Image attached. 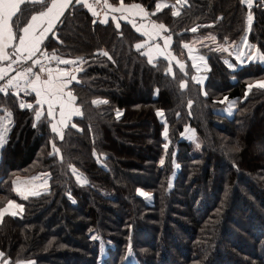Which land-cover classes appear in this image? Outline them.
Masks as SVG:
<instances>
[{"label": "trees", "instance_id": "1", "mask_svg": "<svg viewBox=\"0 0 264 264\" xmlns=\"http://www.w3.org/2000/svg\"><path fill=\"white\" fill-rule=\"evenodd\" d=\"M104 1L141 5L148 20L167 28L175 59L158 57L150 64L136 48L143 36L132 23L117 15L100 23L82 4L71 6L45 44L66 60H86L70 86L83 115L71 121L64 139L51 132L46 117L36 121L35 105L22 109L18 96L0 93V114L12 113L0 148V209L9 200L23 205L21 215L5 213L0 222L1 259L125 264L131 249L135 263L128 264H264V89L248 90L264 79V63L246 55L236 59L239 49L252 51L241 42L249 12L248 42L264 53V5L168 0L173 3L156 11L159 0ZM39 9L25 5L17 17L24 20ZM208 33L230 44L231 53L200 48L210 69L205 71L202 61L193 67L183 45ZM100 50L111 59L99 56ZM198 69L203 85L193 79ZM225 97L237 99L230 116L220 112ZM94 99L108 103L94 106ZM186 124L200 137L199 155L180 137ZM50 140L59 155H49ZM70 165L85 174L87 184L75 182ZM37 172L49 173L48 191L19 198L12 179ZM138 189L149 192L151 202ZM100 240L112 243L101 261Z\"/></svg>", "mask_w": 264, "mask_h": 264}, {"label": "snow or ice", "instance_id": "2", "mask_svg": "<svg viewBox=\"0 0 264 264\" xmlns=\"http://www.w3.org/2000/svg\"><path fill=\"white\" fill-rule=\"evenodd\" d=\"M23 2V0H0V53H3V48L8 46V42L11 41L14 38L13 35V29L11 27L10 22L13 20V17L16 15L20 4ZM178 3L184 2V0H177ZM73 3V0H51V4L46 8V11L41 12L39 15H33L31 17V23H29L26 27L23 28V35L19 36V46L16 48L17 52H27L28 59H31L39 50L41 47V44L43 43L46 34L47 33H54V29L57 25V22L61 20V17L64 15L65 10L69 8V6ZM75 3L80 4L83 3L85 7H87L90 11H92L93 15H96V12L94 11L93 5L88 4L86 0H75ZM241 3H246L249 8L252 7V0H241ZM260 3L264 5V0H260ZM108 7H111V5H107ZM162 7H168L167 4H160L157 3L156 8L157 11H160ZM133 9L139 10V14H142L143 16H148L149 14L144 10L143 7L139 4H133L129 7H125L123 3H121V6L119 8H112V11H131ZM155 13H153L154 15ZM180 13L178 11H174L173 15H179ZM124 19L125 17H121ZM96 21H93L95 23ZM46 23V27L43 28L42 31H40L39 36H36V31L40 28L42 24ZM100 23H107V20H101ZM247 27L245 29V35L241 38V42L247 46L249 49H252L249 53L239 52L236 59L239 62L240 57L247 56L248 61H259L261 63H264V53H261V51L256 48L255 45H252L248 42V35L247 33L251 31L252 25H253V16L251 12L247 15ZM117 27L119 28V24H117ZM152 28L155 30V34L159 35V30L167 31L164 24H152ZM137 31H140L139 28H137ZM192 32H196L197 28H192ZM145 35H148L149 33L145 32ZM213 41H215V37H210ZM171 41V36L166 37V43L165 46H168V43ZM185 47H188V45H184ZM137 49H140L143 47L142 44L136 45ZM217 51H228L229 49L227 47H224L223 45L218 46ZM160 55H164L163 52L159 53ZM47 55V54H45ZM99 56H105L108 57V59H111L107 51L100 50L98 52ZM51 59L58 61L60 64H76L77 60H66L61 59L60 57L56 55H52ZM173 59H175L173 57ZM194 60H199L204 62L203 70L210 71V69L207 67V63L205 61V58L203 56L195 57ZM78 61L80 63H86L83 57L78 58ZM34 64H38L39 61H33ZM149 63H153V59L151 55L149 54ZM179 64V62H177ZM226 64L231 68L233 67L232 64H229L228 61H225ZM180 70H184V66L182 64H179ZM193 67H196L194 64ZM83 68H78L77 71H83ZM199 70V69H198ZM41 71H45L43 68H41ZM169 73H171V68L167 70ZM4 70L0 69V73H3ZM58 74H53V71L51 69L48 70V78L47 80L41 81V78L39 75H36L34 80H28V75L32 73V68L29 67L27 69V73H18L16 77H13L12 79H9L7 82V85L4 87H0V92H3L5 94H9V90L12 88H16L20 91H24L25 88L21 85L20 81H24L27 87L36 94L37 100L36 103L39 105L47 104L48 110L47 115L48 117L55 118V111L57 107L59 108V114L60 119L55 122L50 121V129L51 132L55 134L56 137H59L61 140L64 139L66 132L65 129L69 127L71 118L73 116H82L83 113L81 111V108L76 106V96L73 95L71 91H65L68 88V85L71 84L73 81H77V76L66 71V70H57ZM3 77L0 76V79ZM193 79L199 83L203 84L205 77L203 76H196L193 77ZM78 82V81H77ZM186 83L181 82L180 88L184 89L186 88ZM260 88L264 89V81H257L253 84L248 85V90L251 91L252 88ZM27 94V93H26ZM206 95V93H204ZM248 95V92L245 93V96ZM66 97V98H65ZM228 98L225 97L224 101H220L221 103H224L227 101ZM107 100H99L94 99L92 101V104L94 106H99L100 104H107ZM192 101H189V107H191ZM20 107L23 108H33V105L31 104H25L24 102L20 103ZM231 107V104H230ZM5 115L3 117H0V128H2V132H0V147H3L4 143H6V137L7 132L10 130L7 124L4 123V121H7L8 124L11 123L10 117L12 116V113L4 110ZM121 113L117 112V118ZM158 116H163V113L158 111ZM43 116V113L41 111L35 112V119L36 121H40ZM37 124H33V128H36ZM72 128H75V124H71ZM186 131L191 132L190 129H186ZM52 144V152L49 153L50 156H56L59 155L61 150L57 147L54 140L49 141ZM167 149V145L164 146ZM161 164L164 163V159L162 158L160 161ZM70 170L73 172V174L76 176L77 180L81 184H87V179L80 174L75 167L69 166ZM45 177H47L49 174L44 173ZM32 180L39 179V177H32ZM19 178L12 181L13 184V191L16 192L18 196H20L21 199L27 200L29 196H38L40 195L39 191L35 190H21L20 187H18ZM47 185V179L44 180L43 184L41 185L42 188L46 187ZM140 195L148 197V193L141 192L139 189L137 190ZM8 205L11 207H14L16 209L20 210V213L23 212V205L15 203L13 200L8 201ZM7 211V208L0 209V222H2L3 216L5 212ZM19 213L13 211L11 212V215L16 216ZM130 250V249H129ZM3 254L0 253V256ZM4 264H7V261L4 262Z\"/></svg>", "mask_w": 264, "mask_h": 264}, {"label": "crops", "instance_id": "3", "mask_svg": "<svg viewBox=\"0 0 264 264\" xmlns=\"http://www.w3.org/2000/svg\"><path fill=\"white\" fill-rule=\"evenodd\" d=\"M93 0H86V2L88 4L93 5L94 11L96 12V15H93L92 11H90L87 7L84 6L83 3L82 6L87 9L93 16H95L96 18H98L100 21L101 20H110V19H115L116 16H120V17H125L123 20H127L130 23L133 24L134 28L137 31V28L140 29V31H137L140 35L143 36V40L138 42L137 44H142L143 47H141L139 50L142 51V53L149 59V54L151 55L153 61L156 60L158 57H163V58H168V59H173V55H172V51H171V41L168 43V46H165L166 43V37H168L167 35V31L164 30H159V35L155 34V30L152 28V24H160L158 22L155 21H150L147 19V16H143L142 14H139V10L137 9H133L131 11H112V8H119L121 6L120 4H110L104 0H94V2H92ZM255 0H252V4L254 3ZM157 3L160 4H167L170 5L173 2L172 1H168V0H159L157 1ZM156 3V5H157ZM51 4V0H23V2L20 4V7L16 13V15L13 17V20L10 22L11 27L13 29V35L14 38L8 42V46L3 48V53H0V69H3L4 72L0 73V75L2 74H8L10 72V62L14 59H18L19 57H21L23 54H28L27 52H17L16 48L19 46V36L23 35V28L26 27L29 23H31V17L33 15H39L41 12L46 11V8ZM77 4L75 3V0H73V3L69 6L68 9L65 10L64 15L61 17V20L63 19V17L65 16V14L69 11V9L71 8L72 5ZM135 3L132 4H123L126 8L133 5ZM246 4V3H244ZM25 5H29V6H33V5H38V7L40 8L37 11L31 12L29 13V15L24 19V20H20V17H17V15L20 14V9H22V7H24ZM107 5H111V7H108ZM247 5V4H246ZM248 6V5H247ZM142 7V6H141ZM249 7V6H248ZM28 8V7H27ZM164 7H162L161 9H163ZM157 11V8L155 9ZM99 11V12H98ZM146 11V10H145ZM147 12V11H146ZM61 20L59 22H57V25L54 29V33H47L46 37L43 41V43L41 44V47H44V45L46 44V42L48 41V39L53 36L55 34L56 28L59 25V23L61 22ZM46 23L42 24L40 26V28L36 31L35 35L39 36L40 31L43 30L44 27H46ZM246 27H247V23H246ZM167 29V28H166ZM147 32L149 33L148 35H145L144 33ZM215 37V41H216V36L212 33H208L206 35H193L190 39V41L188 43H185L184 45H188V47H184V49L186 50L187 56L192 59V65H196L198 64L199 60H194L193 58L195 57H199L201 56L198 51L200 48H204L208 42H210V37ZM136 44V45H137ZM223 45L224 47H227L229 49L230 44H225V42H219L218 46ZM2 46V45H0ZM137 48V47H136ZM163 52L164 55H160L159 53ZM231 53V48L226 51ZM239 52H246V50L244 49H239L237 51V53ZM61 68H53L51 69L53 71V74H58L57 70H60ZM48 70L45 71H40L39 70H35L34 72V77H32L31 80H34L36 75H39L41 78V81L47 80L48 78ZM201 69H199L195 75L196 76H203L202 71H200ZM73 74V73H72ZM17 74H14L12 77H16ZM205 82V79H204ZM203 82V83H204ZM72 84V83H71ZM71 84L68 85V88L65 90L67 91H71L70 90V86ZM203 85V84H201ZM26 91L28 92V97L30 98V101H23V99L20 98V102H19V106L21 102H24L25 104H31V105H35L36 106V111H41L43 113L42 117H46L51 122H55L58 121L60 119V114H59V108L57 107L56 111H55V118L53 119L52 117H48L47 115V110H48V105L47 104H43V105H39L36 103L37 97L36 94L34 92H32L27 85L25 86ZM27 97V98H28ZM66 98V97H65ZM229 101V100H228ZM227 101V102H228ZM226 102V103H227ZM76 106H78L76 104ZM79 107V106H78ZM21 108V107H20ZM5 115V111L0 114V117H3ZM79 116H73L71 118V121L75 118H78ZM11 118V117H10ZM70 121V123H71ZM5 124H7V126L9 127V124L7 123V121H4ZM2 128H0V132H2ZM8 133V132H7ZM7 139V137H6ZM1 148V147H0ZM38 173V172H37ZM48 173V172H47ZM35 174V173H34ZM49 174V173H48ZM17 176H15L13 180H16ZM42 178L45 179V176H42ZM48 178V177H47ZM20 181V179H19ZM12 188H13V184H12ZM49 189V188H48ZM16 193V192H15ZM32 197V196H30ZM6 208V205L4 206V209ZM5 213L7 214H11V211L7 210ZM1 253V252H0ZM2 256H0V264H4L5 260L3 261L1 259Z\"/></svg>", "mask_w": 264, "mask_h": 264}, {"label": "rangeland", "instance_id": "4", "mask_svg": "<svg viewBox=\"0 0 264 264\" xmlns=\"http://www.w3.org/2000/svg\"><path fill=\"white\" fill-rule=\"evenodd\" d=\"M175 2L178 5H181V4H184L185 3V1L182 2V3H178L177 0H175ZM246 21H247V16H246ZM218 45H219V42L218 41L210 40V42H208V44L204 48L217 49L218 48ZM77 72H75V73H77ZM260 81H264V79H261ZM135 96H136V93H135ZM230 104H231V107H230ZM236 106H237V99L236 98H232V99H230L225 104V106H223L220 109V112L223 113V114H225V115L230 116V115H232L233 111L236 109ZM159 117H160V120H162V121L164 120V117L163 116H159ZM186 129H190L191 132L186 131ZM180 137H181L182 140H185V141H187V142H189L191 144V151H190V153L192 155H195L196 156V155H199L201 153V140H200V137L197 135L195 129L191 125H189V124L184 125ZM177 170H178V165L176 163H174L173 172L171 173L170 179H169V186L170 187H172V185H173V181H174V178H175V175H176ZM77 171L80 174H82L87 179V177L85 176L84 173H82L78 169H77ZM44 173H47V172H38V173H35V174H32V175H28V176H20V175H18L16 178H19L20 181L18 182V185L17 186L20 187L21 190L29 189V190L39 191L40 194L45 193V192L48 191V188H49V175L47 176L48 178L45 177V179H47V185H46V187L42 188L41 185L43 184V182L45 180L44 178H42V176H44L43 175ZM71 175H72L73 179L75 180V182L77 184H79V185H85V184H81V183L78 182L76 176L73 174L72 171H71ZM32 177H39V179L32 180L31 179ZM87 181H88V179H87ZM140 191L141 192H144V193H148L149 194L148 197H145V196H142V195L141 196L144 197V199L147 202H151V199H152L151 198V194L149 192L144 191V190H140ZM18 197L20 198V196H18ZM13 201L15 203H18L15 200H13ZM18 204H20V203H18ZM6 208H7V210H9L11 212L15 211V212L19 213L18 215H21L20 210L14 208V207L9 206L8 205V202L6 203ZM1 209H4V207L1 208ZM99 246H100V251H99V257L98 258H99V261H101L104 258V256L106 255V248L107 247H111L112 246V243L109 242V241L100 240L99 241ZM123 262L125 264L135 263L134 256L131 254V249L130 250L128 249V252L126 253L125 257L123 258Z\"/></svg>", "mask_w": 264, "mask_h": 264}, {"label": "built area", "instance_id": "5", "mask_svg": "<svg viewBox=\"0 0 264 264\" xmlns=\"http://www.w3.org/2000/svg\"><path fill=\"white\" fill-rule=\"evenodd\" d=\"M94 2V0L92 1ZM47 54V55H45ZM55 54L49 53L45 45L42 47L31 59H28L27 56L28 54H23L21 57L18 59H14L10 62V72L8 74H2L3 78L0 79V87H4L7 85V82L9 79H12L14 74L18 73H27V69L29 67L32 68V73L27 74L28 75V80H31L32 77L34 76L35 70H41L43 68L44 70L47 69H53V68H61L62 70H66L70 73L76 72L78 68H83L85 63H80L77 60L76 64H60L58 61L51 59V56ZM60 57L61 59H64L60 55H56ZM85 60V59H84ZM33 61H39L38 64H34ZM86 61V60H85ZM21 85L25 88L26 84L24 81H20ZM3 93V92H0ZM9 93H13L16 96H18L21 99H26L29 95L28 92L26 91V88L24 91H20L16 88H12L9 90ZM27 93V94H26ZM5 94V93H3Z\"/></svg>", "mask_w": 264, "mask_h": 264}, {"label": "water", "instance_id": "6", "mask_svg": "<svg viewBox=\"0 0 264 264\" xmlns=\"http://www.w3.org/2000/svg\"><path fill=\"white\" fill-rule=\"evenodd\" d=\"M74 75H77V73H73Z\"/></svg>", "mask_w": 264, "mask_h": 264}, {"label": "bare ground", "instance_id": "7", "mask_svg": "<svg viewBox=\"0 0 264 264\" xmlns=\"http://www.w3.org/2000/svg\"><path fill=\"white\" fill-rule=\"evenodd\" d=\"M99 12V11H98ZM41 71V70H40ZM34 77V76H33Z\"/></svg>", "mask_w": 264, "mask_h": 264}]
</instances>
